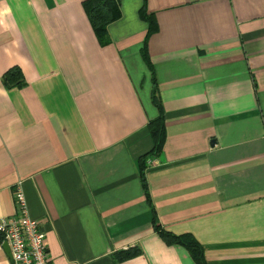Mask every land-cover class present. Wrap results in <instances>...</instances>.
Here are the masks:
<instances>
[{
	"label": "crops",
	"instance_id": "crops-1",
	"mask_svg": "<svg viewBox=\"0 0 264 264\" xmlns=\"http://www.w3.org/2000/svg\"><path fill=\"white\" fill-rule=\"evenodd\" d=\"M81 1L0 0V217L18 186L51 264H196L152 215L205 264H264V0H118L104 45Z\"/></svg>",
	"mask_w": 264,
	"mask_h": 264
},
{
	"label": "trees",
	"instance_id": "trees-1",
	"mask_svg": "<svg viewBox=\"0 0 264 264\" xmlns=\"http://www.w3.org/2000/svg\"><path fill=\"white\" fill-rule=\"evenodd\" d=\"M83 10L87 16L89 24L93 33L95 34L99 44L104 45L109 42L107 35V25L109 22L117 19L120 16V9L118 0H82L81 1ZM139 16L143 18L147 23V31L153 27L151 14L146 13L144 5L142 4L139 9ZM140 55L145 62V65L149 72V100L156 110L154 116L149 117L146 120V128L151 138V148L140 155L137 160V169L140 180H143V169L144 160L146 156L157 153L160 150L161 143L164 137V126H163V109L158 96L157 83L154 77V72L152 65L147 57L145 49V37L142 40L140 46ZM10 75H15L14 81L17 80L19 76V71L15 67L7 69L3 75L2 79L4 82L9 83L13 80L10 79ZM20 80H17L19 83ZM153 229L167 242H176L183 245L193 258L196 264H205L203 257V252L198 241L188 232L182 233H172L164 229L160 223L155 219L154 215L151 218ZM137 252L134 247H128L117 251V257H127Z\"/></svg>",
	"mask_w": 264,
	"mask_h": 264
},
{
	"label": "built area",
	"instance_id": "built-area-1",
	"mask_svg": "<svg viewBox=\"0 0 264 264\" xmlns=\"http://www.w3.org/2000/svg\"><path fill=\"white\" fill-rule=\"evenodd\" d=\"M13 194L16 212L0 217V242H6L11 264H51L43 232L37 221L28 216L18 186H15Z\"/></svg>",
	"mask_w": 264,
	"mask_h": 264
},
{
	"label": "water",
	"instance_id": "water-1",
	"mask_svg": "<svg viewBox=\"0 0 264 264\" xmlns=\"http://www.w3.org/2000/svg\"><path fill=\"white\" fill-rule=\"evenodd\" d=\"M1 246L3 247L4 251L7 253V255L10 258V254H9V250H8V246H7L6 242L5 241H2L1 242Z\"/></svg>",
	"mask_w": 264,
	"mask_h": 264
}]
</instances>
